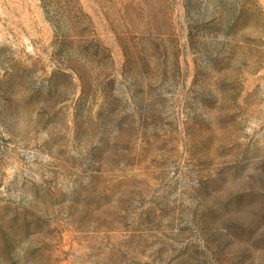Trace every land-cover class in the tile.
I'll use <instances>...</instances> for the list:
<instances>
[{"label":"rangeland","instance_id":"1","mask_svg":"<svg viewBox=\"0 0 264 264\" xmlns=\"http://www.w3.org/2000/svg\"><path fill=\"white\" fill-rule=\"evenodd\" d=\"M0 264H264V0H0Z\"/></svg>","mask_w":264,"mask_h":264}]
</instances>
